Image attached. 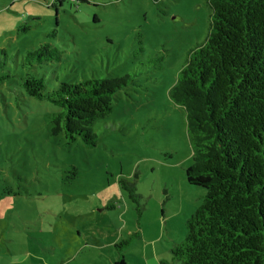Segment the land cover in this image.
Returning <instances> with one entry per match:
<instances>
[{
    "label": "rangeland",
    "instance_id": "1",
    "mask_svg": "<svg viewBox=\"0 0 264 264\" xmlns=\"http://www.w3.org/2000/svg\"><path fill=\"white\" fill-rule=\"evenodd\" d=\"M207 2L0 0V264L63 263L84 244L76 231L97 225L127 244L98 257L88 249L80 259L108 264L107 256L121 254L126 264H180L170 249L205 190L185 181L184 113L168 91L186 52L205 39ZM42 43L60 52L38 71L51 90L132 76L92 125V147L52 136L58 108L20 86L22 56ZM119 180L134 186L139 216Z\"/></svg>",
    "mask_w": 264,
    "mask_h": 264
},
{
    "label": "trees",
    "instance_id": "2",
    "mask_svg": "<svg viewBox=\"0 0 264 264\" xmlns=\"http://www.w3.org/2000/svg\"><path fill=\"white\" fill-rule=\"evenodd\" d=\"M207 3L205 39L186 52L168 91L184 113L191 151L185 181L205 194L170 254L180 264H264V0ZM59 58L46 43L26 51L20 86L28 97L58 108L50 115L52 136L92 147V125L110 113L132 76L61 82L51 90L38 71ZM119 186L139 216L134 186L124 180ZM113 264H125L121 254Z\"/></svg>",
    "mask_w": 264,
    "mask_h": 264
},
{
    "label": "crops",
    "instance_id": "3",
    "mask_svg": "<svg viewBox=\"0 0 264 264\" xmlns=\"http://www.w3.org/2000/svg\"><path fill=\"white\" fill-rule=\"evenodd\" d=\"M108 229L109 228L107 227L97 225L95 227L91 226L89 230L84 228L83 231H76V238L79 239V241H84V244L83 246H78L77 250H70L64 259L61 257L64 262L60 264H97L96 260L86 254L92 253L98 257L102 251L109 250L111 246L113 247L116 244L115 242L117 237L114 235L113 231L109 232ZM88 249L91 250L85 254L86 257L80 259L78 256L85 253ZM107 258L108 264H113V262L117 259V255H112L111 257L107 256Z\"/></svg>",
    "mask_w": 264,
    "mask_h": 264
}]
</instances>
